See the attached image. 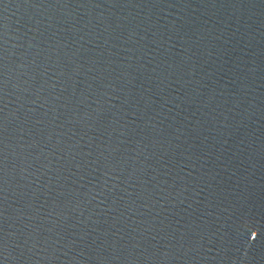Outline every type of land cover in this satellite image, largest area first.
<instances>
[{"label":"water","instance_id":"1","mask_svg":"<svg viewBox=\"0 0 264 264\" xmlns=\"http://www.w3.org/2000/svg\"><path fill=\"white\" fill-rule=\"evenodd\" d=\"M0 264H264V0H0Z\"/></svg>","mask_w":264,"mask_h":264}]
</instances>
